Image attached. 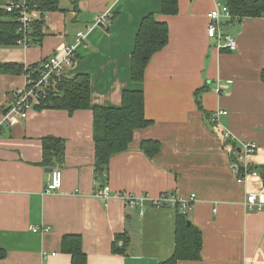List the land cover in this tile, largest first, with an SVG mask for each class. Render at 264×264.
<instances>
[{
  "label": "crops",
  "instance_id": "0c3cea01",
  "mask_svg": "<svg viewBox=\"0 0 264 264\" xmlns=\"http://www.w3.org/2000/svg\"><path fill=\"white\" fill-rule=\"evenodd\" d=\"M217 1L179 0V13L165 16L162 0H61L64 11L48 13L41 46L0 47V64L28 67L74 44L78 31L111 10L112 26L91 32L66 76L90 77L92 106L120 107L124 91L143 89L146 116L154 122L134 132L129 150L112 157L97 180L92 113L34 109L27 119L10 113L3 126L26 79L0 74V247L7 252L0 264H72L62 250L67 235L81 237L87 264H161L176 242L175 211L152 206L163 193L197 198L188 214L203 235L201 259L178 264H264V212L243 207L249 193L264 188V17L230 23L237 49L219 50L207 33ZM151 13L168 24L169 43L136 85L132 52ZM204 88L201 100L212 121L218 111L227 112L215 128L196 105L195 94ZM226 135L239 147L256 145L245 162L261 169L259 181L237 182ZM48 136L66 141L57 193H45L51 167L43 164L42 141ZM149 139L162 146L153 159L140 150ZM105 185L151 199L131 208L119 199L96 198V188ZM37 227L49 229L34 233ZM117 235L128 237L127 244L118 243L124 254L113 253Z\"/></svg>",
  "mask_w": 264,
  "mask_h": 264
},
{
  "label": "trees",
  "instance_id": "16d2710c",
  "mask_svg": "<svg viewBox=\"0 0 264 264\" xmlns=\"http://www.w3.org/2000/svg\"><path fill=\"white\" fill-rule=\"evenodd\" d=\"M218 2L224 3L229 8L231 14V18H229L230 22L222 23V29L226 35H230L227 30L230 23L240 22L247 18L264 17V0H218ZM32 3L38 5L41 16L50 12L64 11L60 7L61 0H29L28 5L31 6ZM6 5L5 0H0V47L19 46L18 42L24 38V34L18 32L21 25L17 19V14L8 13ZM178 13L179 0H162V15L176 16ZM44 27L45 21L40 17L32 29L30 37L31 47L43 44L46 36L43 31ZM168 43V24L158 21L156 14L151 13L147 15L141 22L132 52L131 80L133 83L136 85L144 83L145 72L152 57L163 50ZM223 51L229 50L223 49ZM41 68L42 62L28 67L16 63H5L0 64V74H19L24 76L32 74L33 78H36L40 74ZM261 81L264 83V67L261 71ZM52 83L46 93V97L40 100L41 103L39 106H35V110H63L69 114H73L76 111H90L92 113L97 180L107 173L112 157L129 150L133 142L134 132L148 128L154 123L146 116L145 92L141 88L124 91L120 107H102L91 105V81L88 75H75L73 77L65 75L60 80H55ZM204 91L205 88L195 94L196 105L203 112L210 126L215 128L218 125L215 116V120L213 119L212 121L211 115L203 107L201 96ZM42 142L43 164L51 168L54 167V169L63 167L66 141L48 136ZM224 142L225 146L229 147L231 164L240 163V147L230 137L225 136ZM161 148V143L152 139L144 140L140 145V150L149 159H153L158 155L161 152ZM240 168V174H242L243 166L240 165ZM251 169L258 170L261 174L259 167H251ZM174 211L176 213L175 251L171 258L161 264H178L180 261H199L203 247L202 232L199 227L191 222L189 214L183 213L179 206ZM123 240L124 244L128 243L126 235L116 236L113 244V253H125V247H120L118 244ZM62 250L72 257V264H87V257L83 251L80 236H64ZM6 257L7 252L0 247V260Z\"/></svg>",
  "mask_w": 264,
  "mask_h": 264
},
{
  "label": "built area",
  "instance_id": "2783aa9c",
  "mask_svg": "<svg viewBox=\"0 0 264 264\" xmlns=\"http://www.w3.org/2000/svg\"><path fill=\"white\" fill-rule=\"evenodd\" d=\"M7 3L6 11L8 13L17 14V19L20 22L19 33L24 34L18 44L24 48H29L31 43L32 29L37 20L42 17L46 24L47 14L41 16L38 5H28L29 0H5ZM33 6V7H32ZM222 17L231 18L229 8L217 1V8L209 13L208 18L210 21L207 33L211 40L215 41V46L219 50L227 49L235 51L237 49V41L231 35H226L222 29L220 22ZM113 24V13L111 10L100 14L92 24L88 25L84 30L78 31L75 36V43L66 46L62 51L49 56L46 60L42 61V68L40 74L33 78L32 74L25 75L26 89L22 91L15 104L7 112L4 117L2 125L8 122L9 114L16 113L21 119H27L29 113L35 109V106L40 105V100L46 97L48 89L51 87L55 80L58 81L66 75L67 69L73 67L77 60V50L81 46H85L88 41V36L96 28L109 29ZM219 92V91H217ZM225 111H218L215 114V119L218 121L220 115H226ZM1 127V126H0ZM226 137H230L226 135ZM257 147L251 142L243 143L240 147L239 162L232 163L238 183L247 184L249 180H260L261 174L258 170L251 169L245 160L256 153ZM240 165L243 166L241 172ZM63 186V171L60 168H55L51 173V180L45 189V193H57ZM95 197L108 200L115 198L122 200L128 207L141 208L151 198L147 195H135L130 192H113L109 185L96 188ZM152 200V206L160 209L176 210L179 206L183 213H188L197 202L196 195H191L187 199L177 196L176 193H163L159 197ZM243 207L250 212H264V188L256 192H251L247 195L243 202ZM144 212L141 211V215ZM49 228L37 227L33 229L34 233L48 231Z\"/></svg>",
  "mask_w": 264,
  "mask_h": 264
},
{
  "label": "water",
  "instance_id": "95a60500",
  "mask_svg": "<svg viewBox=\"0 0 264 264\" xmlns=\"http://www.w3.org/2000/svg\"><path fill=\"white\" fill-rule=\"evenodd\" d=\"M239 152H240V149H239ZM53 171H54V168H50L46 170V172H50V173H52Z\"/></svg>",
  "mask_w": 264,
  "mask_h": 264
},
{
  "label": "rangeland",
  "instance_id": "374dc122",
  "mask_svg": "<svg viewBox=\"0 0 264 264\" xmlns=\"http://www.w3.org/2000/svg\"><path fill=\"white\" fill-rule=\"evenodd\" d=\"M48 15V14H47Z\"/></svg>",
  "mask_w": 264,
  "mask_h": 264
}]
</instances>
